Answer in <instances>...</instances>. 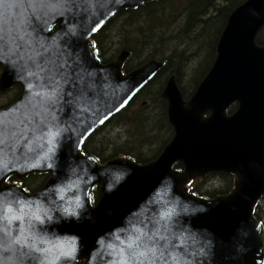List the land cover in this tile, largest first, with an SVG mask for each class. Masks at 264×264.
<instances>
[{
    "label": "water",
    "instance_id": "1",
    "mask_svg": "<svg viewBox=\"0 0 264 264\" xmlns=\"http://www.w3.org/2000/svg\"><path fill=\"white\" fill-rule=\"evenodd\" d=\"M156 1L4 0L0 96L15 86L21 92L15 102L0 108V205L23 197L40 202L56 218L61 204L53 199L56 186L92 176L96 179L82 185L91 201L94 189L100 191L96 205L85 201L91 219L47 229L80 237L78 264H108L111 257L98 243L101 238L116 244L115 230L122 229L126 238L137 227L151 234L165 207L160 201L174 204L177 196L182 198L181 212L184 202L209 210L189 209L196 214L171 221L169 235H182L186 248L174 242L162 249L157 264H167L173 252L189 264H200L201 249L214 254L211 264H264V222L256 217L264 198V45L257 42L264 29V0H246L232 11L216 59L190 99H185L176 76L169 77L161 97L174 137L157 159L139 164L117 156L100 163L82 151L86 140L166 65L150 59L124 74L129 52L103 63L93 38L121 11ZM234 104L236 110L229 114ZM48 126L62 129L61 148L58 156L45 160L41 133ZM178 163L182 171L174 168ZM129 169L131 175L108 193L107 185L116 184L114 174ZM212 173L233 177L228 194L205 198L191 191L190 181ZM44 174L49 177L37 192L20 184ZM38 261L35 253L0 235V264Z\"/></svg>",
    "mask_w": 264,
    "mask_h": 264
},
{
    "label": "trees",
    "instance_id": "2",
    "mask_svg": "<svg viewBox=\"0 0 264 264\" xmlns=\"http://www.w3.org/2000/svg\"><path fill=\"white\" fill-rule=\"evenodd\" d=\"M245 1L160 0L147 3L136 10L121 11L109 21L93 38L103 63L116 58L108 52L107 42L110 40L118 45L121 52L130 53L125 66L126 72L150 59L166 61V65L156 78L133 98L129 106L87 139L83 151L96 157L100 163L116 156L129 157L140 164L156 159L174 136V129L167 114V103L161 97L167 78L175 74L185 98L189 99L216 59V47L230 14ZM113 27L118 30V42L113 41ZM257 42L264 45V30L259 34ZM190 68L192 84L188 89L183 83V77L185 71ZM157 84L160 88L155 89ZM18 94L19 89L15 88L13 97L17 99L20 95ZM143 100L147 102L146 105L134 111L138 102ZM235 109L234 104L229 112L233 113ZM115 123L123 125L130 137L111 150V147L103 146L102 142L98 141V136L109 124ZM153 146L156 148H152ZM107 148L110 149L109 152ZM176 168L182 169V165L179 164ZM47 179V175H33L26 179L22 186L28 192L34 193ZM210 179L223 180V188L209 186ZM198 183L200 186L193 187L192 191L199 196L213 198L229 193L233 187V178L228 174L217 173L198 180ZM206 183L207 189H202ZM99 193L96 188L93 193L95 204L98 202ZM256 217L264 222L261 206L256 209Z\"/></svg>",
    "mask_w": 264,
    "mask_h": 264
},
{
    "label": "clouds",
    "instance_id": "3",
    "mask_svg": "<svg viewBox=\"0 0 264 264\" xmlns=\"http://www.w3.org/2000/svg\"><path fill=\"white\" fill-rule=\"evenodd\" d=\"M62 136V129L48 126L47 130L41 133V139L46 144V151L41 159H48L49 156H58L61 148L59 143ZM39 163V162H38ZM49 168L53 165L49 162ZM103 174V173H102ZM116 184L109 183L106 191L111 193L119 183L123 182L131 170L116 173ZM96 177L88 176L87 179H78L74 182H65L67 187L56 186L54 200L60 201V207L56 209L59 217H55V212L45 208L40 202H29L23 197L16 199L12 203L0 205V235L10 241L13 246H21L29 249L39 257L38 264H78L77 256L82 250L80 237L75 235H60L58 228L47 229L53 225L71 223H82L85 219H91V214L86 206V199L90 204L91 198L84 191L82 185L91 183ZM239 179V177H238ZM171 193H164L168 196ZM180 197H175L176 203L169 204L167 201H160L165 205L159 211L155 229L149 231L137 227L132 234L126 238L121 237L122 229H117L112 233L116 244H105L103 238L98 243L106 250L111 259L108 264H157L162 255V249H168L175 242L177 248H186V241L182 235H169L172 229L169 227L171 221L180 215H195L196 212H189V209H196L206 213L209 209L202 205H194L184 202L183 212L179 208ZM87 213V215H85ZM110 214V213H109ZM258 234L261 232L257 228ZM241 249L238 248V251ZM195 256V253H193ZM202 257L200 264L207 260L211 264L213 255H207L203 249L200 250ZM167 264H189L188 261L177 257L176 253H171ZM194 264V262H193Z\"/></svg>",
    "mask_w": 264,
    "mask_h": 264
},
{
    "label": "rangeland",
    "instance_id": "4",
    "mask_svg": "<svg viewBox=\"0 0 264 264\" xmlns=\"http://www.w3.org/2000/svg\"><path fill=\"white\" fill-rule=\"evenodd\" d=\"M112 29H114L113 31H111V33L113 35V41L118 42L119 41L118 30L116 29V27H113ZM132 37H134V36H132ZM107 49H108L109 53H112L113 55L116 56L115 59H117L122 54L118 45L112 43L110 40L107 42ZM115 59H113V60H115ZM147 61H149V60H147ZM195 62L197 63V61H195ZM193 67H195V66H192V68ZM192 68L187 69L185 71V74L183 77V79H184L183 83H184L185 87L188 89H190L189 87L192 84V81H191L192 80V70H191ZM0 75H1V71H0ZM157 88H160V85L157 84L155 89H157ZM14 95H15V89L5 93L2 96H0V106H4V105L8 104L10 102L9 100L14 98L13 97ZM138 103L139 104L134 107L135 108L134 111H137L140 108H143L147 102L143 100V101H139ZM129 137H130V134H127V130L125 129V127L123 125H120V124L117 125L115 123V124H109L104 129V131L98 136V141L102 142L103 146L108 145V147H111V150H112V148L123 143L124 140L129 138ZM152 148H156V147L153 146ZM106 150H107V152L110 151L109 148H107ZM211 179L209 180V183H208L209 186L214 187V188H223L222 187L224 185L223 180H220V179L211 180ZM208 185H207V183L204 184L202 186V189H207ZM198 186H200V183H198L197 180L191 183V187H198ZM260 203H261L260 206L262 209V215L264 216V198L261 200Z\"/></svg>",
    "mask_w": 264,
    "mask_h": 264
},
{
    "label": "flooded vegetation",
    "instance_id": "5",
    "mask_svg": "<svg viewBox=\"0 0 264 264\" xmlns=\"http://www.w3.org/2000/svg\"><path fill=\"white\" fill-rule=\"evenodd\" d=\"M141 66H142V65H141ZM139 67H140V66H139ZM139 67H137V68H139ZM137 68H135L134 70H136ZM126 73H128V72H126ZM15 88H18V89H19V94H20V92H21V88H20L19 86H16V87H14L13 89H11V90H9V91L14 90ZM9 91H8V92H9ZM19 94H18V95H19ZM15 100H17V99L14 98V99L10 100V102H9L8 104L4 105V107L9 106V105L12 104L13 102H15ZM231 114H232V113H231ZM28 178H29V177H28ZM28 178H27V179H28ZM14 180H15V181H14ZM25 180H26V179H25ZM25 180H24V181H25ZM10 181H11V182H17V180H16L15 178H11ZM24 181H23V182H24ZM23 182H20V183L22 184Z\"/></svg>",
    "mask_w": 264,
    "mask_h": 264
},
{
    "label": "snow or ice",
    "instance_id": "6",
    "mask_svg": "<svg viewBox=\"0 0 264 264\" xmlns=\"http://www.w3.org/2000/svg\"><path fill=\"white\" fill-rule=\"evenodd\" d=\"M4 5V0H0V11H2Z\"/></svg>",
    "mask_w": 264,
    "mask_h": 264
}]
</instances>
